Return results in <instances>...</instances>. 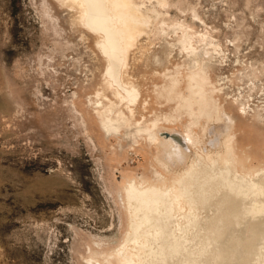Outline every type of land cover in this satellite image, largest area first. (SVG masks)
<instances>
[{"label":"rangeland","instance_id":"374dc122","mask_svg":"<svg viewBox=\"0 0 264 264\" xmlns=\"http://www.w3.org/2000/svg\"><path fill=\"white\" fill-rule=\"evenodd\" d=\"M80 1L0 0V264H91L127 230L123 176L155 169L161 179L194 141L264 157V0H150L161 14L141 26L120 75L139 91L131 103L120 102L104 36ZM194 56L208 62L211 88L192 104L177 89L188 95ZM113 104L137 122L159 120L179 155L165 164L146 133L108 134L100 114Z\"/></svg>","mask_w":264,"mask_h":264},{"label":"bare ground","instance_id":"6f19581e","mask_svg":"<svg viewBox=\"0 0 264 264\" xmlns=\"http://www.w3.org/2000/svg\"><path fill=\"white\" fill-rule=\"evenodd\" d=\"M155 1L165 4L164 0ZM80 2L85 6V13L80 10L83 20L90 29L104 36L101 47L108 57V75L110 82L118 87L120 102H134L139 91L122 86L120 79L127 51L140 33L146 31L141 26L149 27L152 16L161 12L150 0L149 3L146 0ZM192 63V68H198L188 76L189 93L186 96L177 89L178 96L186 103L208 101L211 88L205 74L208 62L194 56ZM179 83V77H174L169 87L177 88ZM130 110L131 114H126L113 104L102 112L106 132L119 133L123 127L124 136L132 141L146 133L151 143L158 144L165 164L179 155L181 149L173 141L160 137L159 120L137 122ZM219 115L225 114L219 112ZM171 136L182 140L180 134ZM196 142L179 167L161 172V179L152 178L155 169L151 176L132 173L123 176L119 194L128 216L127 230L116 247L94 252L96 260L89 259L91 264H101L100 260L107 262L110 258L116 264H264V157L253 162V152L249 151L248 160V154L240 155L236 144L232 146L225 140L211 142L209 147ZM201 209L205 210L203 218L198 213Z\"/></svg>","mask_w":264,"mask_h":264}]
</instances>
